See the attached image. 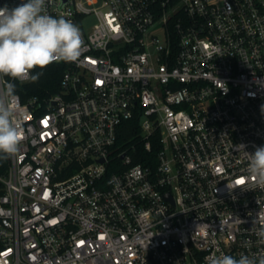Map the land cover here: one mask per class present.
Masks as SVG:
<instances>
[{
  "label": "built area",
  "instance_id": "2783aa9c",
  "mask_svg": "<svg viewBox=\"0 0 264 264\" xmlns=\"http://www.w3.org/2000/svg\"><path fill=\"white\" fill-rule=\"evenodd\" d=\"M45 9L79 27L82 50L57 93L26 102L16 93L22 141L0 172V264L264 256V183L238 147L264 145V0ZM133 120L135 142L117 144ZM153 144L154 165L134 164L137 146Z\"/></svg>",
  "mask_w": 264,
  "mask_h": 264
},
{
  "label": "clouds",
  "instance_id": "9594fccd",
  "mask_svg": "<svg viewBox=\"0 0 264 264\" xmlns=\"http://www.w3.org/2000/svg\"><path fill=\"white\" fill-rule=\"evenodd\" d=\"M46 0H21L15 7L7 3L0 6V159H7L19 151L22 141L19 120L22 114L16 105L14 81H38L44 69L54 62H74L82 50V37L78 26L63 17L47 14ZM5 77L11 78L5 80ZM250 177L264 183V145L254 152H246ZM264 242V228L258 232ZM206 264H264V256L241 254L211 255Z\"/></svg>",
  "mask_w": 264,
  "mask_h": 264
},
{
  "label": "trees",
  "instance_id": "16d2710c",
  "mask_svg": "<svg viewBox=\"0 0 264 264\" xmlns=\"http://www.w3.org/2000/svg\"><path fill=\"white\" fill-rule=\"evenodd\" d=\"M67 67V63L50 64L44 69L36 68L34 73H42L36 82L29 81L18 88L16 93L19 94L21 100L26 102L30 98L43 100L59 91V84L62 75ZM121 132L117 138V144H131L136 132L138 131V121L125 122L121 126ZM157 144L152 145L151 152L145 151L141 145H138L135 152L132 153L134 164L154 165L155 152ZM7 159H0V172L6 167Z\"/></svg>",
  "mask_w": 264,
  "mask_h": 264
},
{
  "label": "rangeland",
  "instance_id": "374dc122",
  "mask_svg": "<svg viewBox=\"0 0 264 264\" xmlns=\"http://www.w3.org/2000/svg\"><path fill=\"white\" fill-rule=\"evenodd\" d=\"M94 20L91 18L88 20V23L86 24V31L90 30L91 25L93 24Z\"/></svg>",
  "mask_w": 264,
  "mask_h": 264
},
{
  "label": "snow or ice",
  "instance_id": "6c2138e0",
  "mask_svg": "<svg viewBox=\"0 0 264 264\" xmlns=\"http://www.w3.org/2000/svg\"><path fill=\"white\" fill-rule=\"evenodd\" d=\"M241 183H242V181H241Z\"/></svg>",
  "mask_w": 264,
  "mask_h": 264
}]
</instances>
